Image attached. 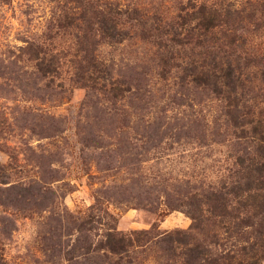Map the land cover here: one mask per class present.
<instances>
[{
	"label": "rangeland",
	"instance_id": "rangeland-1",
	"mask_svg": "<svg viewBox=\"0 0 264 264\" xmlns=\"http://www.w3.org/2000/svg\"><path fill=\"white\" fill-rule=\"evenodd\" d=\"M187 1L0 2V262L166 264L160 233L188 231V195L228 180L245 143L216 99L180 84L179 59L160 62L162 24L182 31ZM64 14L75 21L59 25ZM25 42L55 55L57 73ZM111 227L158 235L116 256Z\"/></svg>",
	"mask_w": 264,
	"mask_h": 264
},
{
	"label": "trees",
	"instance_id": "trees-1",
	"mask_svg": "<svg viewBox=\"0 0 264 264\" xmlns=\"http://www.w3.org/2000/svg\"><path fill=\"white\" fill-rule=\"evenodd\" d=\"M71 1L82 5V0ZM180 10L178 17L184 24L178 26L183 27L182 31L173 30L169 23L162 24L163 32L159 36H167L171 52L168 55L162 51L160 62L167 64L169 59H179L176 66L180 84L196 92H206L218 101L222 119L233 128L234 137L245 143V151L236 155L235 166L229 168L226 175L228 180L225 178L188 195V202L184 203L185 212L192 220L188 231L160 233L161 240L168 245L164 254L166 264H262L264 0H247L245 4L189 0ZM58 21V24L62 21L72 24L75 17L64 14ZM103 21L97 20L96 29L105 35ZM32 46L25 42L19 50L32 53L29 57L41 72L57 73L59 59L37 50L33 53ZM178 46L188 47L186 58L171 54L178 51ZM3 175L5 172L0 167V176ZM207 228L212 230L211 240L197 237L199 231L204 235ZM157 235H151L150 230L123 232L111 227L105 234L103 248L119 256L145 245Z\"/></svg>",
	"mask_w": 264,
	"mask_h": 264
}]
</instances>
